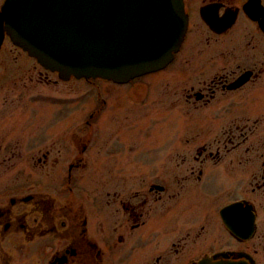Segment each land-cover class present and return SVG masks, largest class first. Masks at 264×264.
Masks as SVG:
<instances>
[{
    "label": "flooded vegetation",
    "instance_id": "obj_1",
    "mask_svg": "<svg viewBox=\"0 0 264 264\" xmlns=\"http://www.w3.org/2000/svg\"><path fill=\"white\" fill-rule=\"evenodd\" d=\"M183 16L170 61L124 83L62 79L12 45L50 84L89 88L83 112L74 89L36 91L55 104L44 118L28 78L12 98L0 56V264H264V0H183Z\"/></svg>",
    "mask_w": 264,
    "mask_h": 264
},
{
    "label": "water",
    "instance_id": "obj_2",
    "mask_svg": "<svg viewBox=\"0 0 264 264\" xmlns=\"http://www.w3.org/2000/svg\"><path fill=\"white\" fill-rule=\"evenodd\" d=\"M185 28L182 0H5L0 11V45L8 35L63 79L126 82L158 70ZM235 207L222 212L227 224Z\"/></svg>",
    "mask_w": 264,
    "mask_h": 264
},
{
    "label": "rangeland",
    "instance_id": "obj_3",
    "mask_svg": "<svg viewBox=\"0 0 264 264\" xmlns=\"http://www.w3.org/2000/svg\"><path fill=\"white\" fill-rule=\"evenodd\" d=\"M12 45H13L12 42L7 39V41L4 43L3 50L0 53L1 58L4 56H7L6 60H9V62H10L9 71L11 73V76L17 77L15 79L17 84L14 86V88L16 90L12 91L14 94V95H12V98H15L16 97L15 94H17V93L20 94V93L25 92V90L23 89V85H22L23 81H21L20 78H23V79L28 78V80L27 79L24 80V82L28 83L27 86H29L26 89H29V91L31 93H33V92L37 93L36 95H34V94L29 95V97H28L29 98L28 99L29 104H31V100H33L32 103H35V102H37V104L40 103V106L38 104V111L41 112L40 114H42V116H44V118L49 116L50 112H52L51 109L54 108L55 104L53 103L54 101L53 100L50 101L49 98H48V100L43 99V97L40 96L42 94H39V92H36V91H41L48 97H53L55 95L62 97V96H67V94H71L72 89H74V93H75L76 98H77L75 101V109L77 112L85 111V109L87 107H86V102L84 103V101H83V99H84L83 97H87V95H85L83 93L85 91H88L89 88L88 89H87V87L81 88L80 86H78V84H76L75 86L73 85L72 89H70L72 87L71 84H66V85H63L60 83L59 84H52V82L50 84L49 82H47V80L48 79L51 80V77H49L51 75L46 77V76H43L42 74L38 73V69L33 67L34 63L28 58L25 59V57L22 54H20L19 51L15 50V49L13 50L14 45L13 46ZM26 60H28V62H25ZM31 62H32V64H31ZM1 71H2V68L0 67V72ZM38 79L40 80V82L42 84H36ZM31 83H33L32 86L30 85ZM77 86H78V88H77ZM105 87H106L105 92L110 91L109 95H112V97L114 98L115 96H113V95H115L118 90L117 89L116 90L115 89L109 90V86H105ZM33 90H35V91H33ZM89 92L91 94L93 92H95L94 86L90 87ZM80 98H82V99H80ZM109 100H110L109 101V104H110L113 101V99L110 98ZM115 104L116 103L113 101V105L108 106L106 109V112H108V114L113 115V117L111 118L112 122L111 123L108 122L110 125H113V123L116 122L115 115L117 114L118 110H117V106ZM113 108H116V109H113ZM110 110H113V111H110ZM106 112H104V113H106ZM173 119H175V118L173 117L172 120ZM178 119L181 123L183 122V118L179 117V118H177V120ZM191 119L193 120L194 118H188L187 124L193 123ZM136 120H134L133 122L129 121L128 123L130 124V122H131L132 124H136V122H137V124L141 126V128L139 129L140 130L139 136L144 135L143 132H141L144 127L150 126L151 124H154L155 122H157V121H155V118L150 116V115L138 116L136 118ZM175 124L176 123L172 122L171 125L175 126ZM135 129H137V127H134L131 129L128 128V130H133V131H135ZM126 134H130V133H126ZM173 134H175V133H173ZM175 139L176 138H174V140ZM112 145H113V147H116L118 145L116 143V138L113 140ZM212 196L213 197L211 199V204L215 205L219 202L224 203V202L230 201L232 199H235L238 197V194H237V191L235 190V188L231 187V188H224V191L220 190L219 192L214 193ZM213 230H214L215 234H217V235L220 234V230H221V234H222V237L224 238V240L229 238L228 235L222 229H220V228L218 229L217 227H214ZM210 244H211L210 242L208 244H207V242L202 243V245H204V246H209ZM122 251L125 252V249L123 248ZM117 255L123 256L121 253H117ZM129 256H132L130 254V252H129Z\"/></svg>",
    "mask_w": 264,
    "mask_h": 264
}]
</instances>
